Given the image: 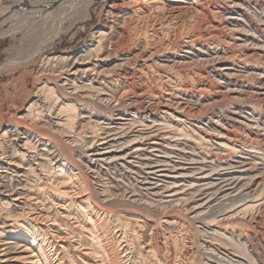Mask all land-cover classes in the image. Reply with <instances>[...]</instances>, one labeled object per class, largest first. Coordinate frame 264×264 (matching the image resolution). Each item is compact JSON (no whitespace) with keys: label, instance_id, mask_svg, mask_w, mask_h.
Masks as SVG:
<instances>
[{"label":"bare ground","instance_id":"bare-ground-1","mask_svg":"<svg viewBox=\"0 0 264 264\" xmlns=\"http://www.w3.org/2000/svg\"><path fill=\"white\" fill-rule=\"evenodd\" d=\"M96 3L105 9L90 42L72 55L45 56L40 73L49 71L52 77L43 75L44 78H38L34 100L27 104L18 119L11 118V126L1 131L0 237L6 228L13 230L24 225L21 231L15 230L11 235L37 248L38 254L32 256L41 257L44 264H152L149 258L157 254V245L148 242L142 248L137 240L138 234L131 228V224L136 222L134 219L139 217L127 216L121 210L113 211L112 207L119 197L126 198L127 195L133 199L139 196L138 200H125L139 206L142 204L145 210L162 207L171 200L164 201L162 197L154 200L153 197L163 195L161 189L170 193L166 195L168 198L176 197L175 202L182 200L183 197L178 196L186 191L185 186L178 187L180 180L162 184L161 189L157 181L151 180V175L170 166V155L174 153L171 147H177L171 142L193 138L198 143H206L214 138L219 149L224 151L219 156L214 154L209 162L212 172H222L216 173V186H221L210 193L206 191L209 183L206 184L207 200L188 209L194 213L192 218H199L202 204L210 206L211 197L215 196L216 200L229 197L230 193H224L227 190H246L244 196L247 199L250 186L259 180L256 174L251 175V167L257 168L253 161L258 159L256 155H264L258 152L264 148L242 144L234 130L236 115L242 110L247 113V120L261 123L264 117L258 107L241 105L228 113L220 110L217 115L232 128L221 127L214 133L203 132V136L197 135L189 125H193L195 109L200 103H212L216 97L222 98L226 93L241 96V88H258L254 93L264 99V61L248 65V60L243 57L241 63L236 62L235 55L237 48L246 49L253 56L264 55V0H226L223 5L207 0H14L2 8L0 25L14 21L11 26L15 32L22 31L27 25L49 23L52 34L47 39L43 38L45 43L62 32L66 33L76 23L89 19L90 9ZM148 6L159 13L165 11L166 18L191 10L193 17L188 23L194 31L189 27L192 31L185 32L183 41L178 44V41L170 39L172 34L179 29L181 33L188 25H177L179 23L176 22L170 26L171 21L167 19L165 24L159 23L152 29L160 39L165 37L161 44L150 51L146 46L140 51L127 46L132 35L130 23L135 16L149 13L152 9L149 10ZM202 20L208 25V28L202 25L205 27L203 31L200 28ZM42 42L31 51V57L43 47ZM196 63L203 69L193 71L191 68ZM190 74L200 75L198 81H194ZM188 76L199 89L189 91L186 88L184 79ZM239 76H251L256 87L239 79ZM146 78L156 81L153 85L156 88H146ZM158 85L162 88L170 86L169 91L163 96ZM213 88L226 89L223 92L218 90L221 95L216 93L204 98L202 91ZM245 102L243 99L242 103ZM4 117L0 114V126ZM154 151L163 153V158L151 159L149 155ZM237 153L244 154L246 160L253 162L249 163L252 164L249 168L245 167L247 169L242 174L228 172L234 164L239 162L243 166L246 161L232 162L231 154ZM260 162L264 166V158ZM179 165L169 167L176 173L173 178L186 177L177 171L183 169ZM112 169L117 173L116 177L109 182L104 181L109 179L105 175ZM130 174L141 178V186ZM130 179L133 184L122 185L123 180ZM194 186L189 183L187 188L200 190ZM241 193H238L240 197ZM57 198L67 202L65 206L62 204L63 212L50 216L38 209L41 204L54 205ZM92 199L103 203L99 205L103 207L93 209ZM233 199L236 198L233 197L231 203ZM246 199L238 205L234 200V208L226 210L227 221L222 230L211 227L213 223H220L212 217L207 225L211 229L207 234L212 239H209L212 242L207 246L208 251L218 254L235 252L245 259H234L233 264H264L257 254L261 249L257 233L264 221V196ZM239 215L249 230L237 228ZM36 219L45 221L47 225L42 229L35 223ZM159 219L165 230L181 227L176 218ZM112 227L114 231L111 234ZM154 228L153 225V231ZM52 230L57 233L53 234ZM171 232L165 234L170 237ZM46 234H50L52 240ZM60 234L76 236L75 244L59 245L58 250L55 240ZM46 250L49 253L46 254Z\"/></svg>","mask_w":264,"mask_h":264},{"label":"rangeland","instance_id":"rangeland-1","mask_svg":"<svg viewBox=\"0 0 264 264\" xmlns=\"http://www.w3.org/2000/svg\"><path fill=\"white\" fill-rule=\"evenodd\" d=\"M207 1H210L212 3L216 2V4H220V5H223L224 3H226V0H207ZM13 2L14 0H0V19L3 13L2 8L12 4ZM104 9L105 7H103V5H101L100 3H96L90 9L89 19H84V22L82 23L81 22L76 23L71 28L72 30L70 29L66 33L62 32L59 34L57 38L48 39L45 41V43L42 42L43 38L46 37L47 39L52 34V25L49 23H39V24L35 23L34 26L27 25L26 28H24L22 31H15V32L12 31V26H11L14 23V21L6 22L0 25V114L5 115L4 123H2L0 126V134H1V131L5 130V128L13 124V122L10 121L11 118L18 119L17 117L24 112L27 104L30 101L34 100L35 84L38 78H44V76L52 77L49 71H44L40 73L41 65H42L41 63L44 57L50 56L53 54H62V55L71 54L72 55L73 52H76L78 49L83 47V45L88 44L90 42V39L92 38V32L95 31L99 27V22L103 18L102 10ZM148 9L150 10L152 8L150 7ZM164 12L165 11H161L159 13V11H154L152 9L149 11V13L142 14L137 17L135 16L132 22L130 23V29L132 31V35H131L130 41L128 42L127 46L133 49L135 48L137 51L138 50L140 51L143 47L146 46L147 47L146 50L150 51L154 46L161 44V41L164 40L165 37H162L160 39V37L157 34H153L152 29L155 28L157 25H159V23L165 24L167 19H169L168 21H171L170 26H174L176 22L179 23L177 25H180L181 23L183 24L185 23L186 25H188V27L185 26V28L182 30L181 33L179 29L178 31H176V33L172 34L173 37H171L170 39H174L178 41L177 42L178 44L181 41H183L185 32L189 33L192 30L194 31L192 26L189 25L188 23V21L190 20V17L191 16L193 17V12L191 10H185V11H181L180 13H177L175 15L176 18L175 16L166 18L165 17L166 15ZM202 25L208 28V25L205 23V20H202L200 24L201 26L200 28L203 31L205 27H203ZM63 26L67 27V24H63ZM189 27H191L192 30ZM41 42L44 43V45L39 50L40 52L39 51L35 52L33 54V57H31L30 56L31 51ZM235 55L237 57L236 59L238 60V61L236 60V62L241 63V60L243 61V58H244L248 60L247 61L248 65L253 64L254 61H255L254 63H257L258 60L264 61V55L253 56L246 49H242V48H237V50H235ZM196 64L194 65L193 68H191L193 71H197L198 69H203L202 68L203 66H201V64L199 63H196ZM152 71H155V69H152ZM189 76L192 77L194 81L197 82L198 77L200 75L196 76V74H190ZM189 76L188 78L184 79L187 85L186 88L189 89V91H194V90L199 89L200 87L196 86L197 83L195 84V82H193V80H191ZM209 79L213 81L214 78L209 77ZM239 79H242L243 81L250 83V84H254V81H255V80L253 81V78L251 76H242V77L239 76ZM187 80L189 83L187 82ZM247 80H249V82ZM146 82H147L145 85L146 88L148 89L156 88L155 86H153L156 81L152 82L146 78ZM254 86L255 84L253 85V87ZM157 88L159 89V92L162 91L161 94L164 96V94L167 93V91H169L170 86L166 85L165 87L162 88V87H159L158 85ZM225 89L226 88H213L212 90H209V91H207L206 89V90H203L201 94L205 98L207 95H213V94L217 95L219 94L218 90L223 92ZM241 89H242L241 96L231 95V94L226 93V95L222 98L216 97L212 103L210 101H203L202 103H200L199 107L195 109L193 125H189L190 128H192L195 131V133L200 136H203V132L204 133H214L215 130H219L221 127L232 128L231 124L228 125L226 121L222 119L221 117H219V115L217 114L222 109L224 110L223 113L226 111H227L226 113H228L229 110H233L234 108H237L241 105H246V107H253V106H255L256 108L258 107L257 110L263 113V117H264V99H261L259 96H257L254 93L255 91L259 89L258 88H241ZM243 99L246 101L245 103H242ZM236 116H237V122H235L234 130L236 131L237 140L241 142L242 144L243 143L249 144V145L252 144L253 146L257 148L259 147L264 148V118L261 123L255 124L254 122L247 120L248 119L247 113L243 110L240 111L239 114H237ZM197 127H200V130ZM171 143L176 144L177 147H174V148L171 147V149H174L173 150L174 153L170 155L171 161H170L169 167H171V165H174V164H180L179 166L183 167V169H179L177 171L183 173L184 175H186V177L173 178L176 173H173L172 172L173 170L169 169V167L167 166L165 167V170L156 172L155 175H151V180L152 182L157 181L160 189L163 186L162 184L169 183L173 180H180L177 183L178 187L185 186L184 191H186L185 194L178 196V197H183L182 200L180 202L178 201L175 202L176 197L168 198L166 195H169L170 193L163 192L162 189L161 190L159 189L161 194L163 193V195L162 196L160 195L159 197H153L154 200L157 201L159 200L160 197H162L164 201L165 200L167 201V199L171 200L170 203L164 202L165 204H162L163 205L162 207L156 206V207H152L150 210H145L142 208V204H140V206L136 205L135 203L131 204V202L129 201H131L133 198L127 195L126 198H120V197L118 198L116 205L114 206V208L112 207L113 211H115V209L118 211L121 210L127 216L133 215L134 217L135 216L139 217V219H134L136 222L133 221L135 223L131 224V228L132 229L134 228V232L138 234L137 240L139 241V243H141V245H143L142 248H144V246H146L148 242H150V244H152L153 246L157 245L156 246L157 254L149 258V260L153 262L152 264H160V263L162 264L163 262H164L163 264H178V263L179 264H220V262L221 264L222 263L223 264H233L234 259L235 260L239 259L242 256H238L237 254H235V252H231V251H230L231 254H228L225 252H221L218 254L217 252L211 253L210 251H208V247L210 246L209 243L211 244L212 239L209 237L211 235L208 236V234L211 233V229H209L207 225H209V222L212 220V217H213L214 219L216 218L217 220H219L218 222L220 223L212 222L213 224L211 225V227L222 230L223 226L225 225V222L227 221L226 214L228 212L226 210H230L234 208L233 207L234 203L236 205L242 203L244 199H246L244 195H246L245 193L247 191L246 190L239 191L240 193L242 192L241 193L242 197L238 195L239 192L235 190L236 188H233L231 190H227L226 192H224V193H227V192L230 193L229 197L231 198L226 196L225 198L216 200L214 198L215 196H213L209 199V200H212V202L210 203V206L209 204L208 205H206L205 203L202 204V208H200L201 213L198 216L199 217L198 219H200V221H197L198 219L192 218L194 216V213L190 212L188 209L198 205L199 203L206 201L207 200L206 194H205L206 191L207 192L210 191V193H212L213 192L212 190H214L215 192V189L221 186V185L216 186V183H218L216 180L218 178V175L216 173H219V172H216L218 170H215L212 172L209 168V162L213 160L212 157L214 154L219 156V155H222V153L224 154V151L219 149V147L216 144V140L214 138L211 139L210 142H206V143H198V140L193 139V138L191 139L182 138L176 142H171ZM208 144H211V145H208ZM263 150L264 149H260L258 152L264 153ZM176 153H180L182 155L179 156ZM231 155L232 156L230 157L232 158L230 160L232 162L246 160L244 158L245 157L244 154L242 153H237L236 154L237 156L234 154H231ZM163 156H164L163 153H160L157 151L151 152V155H149L151 159L163 158ZM256 156L258 157V159L254 160L253 162L257 166V168L254 169L253 167H251V171H252L251 175L256 174V176L259 177L258 178L259 180L254 185L250 186L247 199L264 196V191H263L264 190V184H263L264 183V168H263L264 166L260 162L261 158H264L263 157L264 155L258 154ZM253 162L252 160L247 159L245 163L243 164V166L240 165V163L238 162L234 164L233 165L234 168L230 169L228 172L242 174L243 172L246 171L245 169L249 168L252 165L249 163H253ZM199 168H203V169L199 170ZM112 170H109L108 175H105V178L106 179L109 178V179L104 180V181L109 182L110 179L116 177L115 175L117 173H115V171L114 170L112 171ZM130 177H132V179L134 178L137 179L138 186H141L140 184L141 178L135 176V174L134 175L130 174ZM132 181L133 180L131 179L123 180L122 185L125 186L126 183L127 185H131L133 184ZM189 183L190 184L193 183L195 185L194 187L196 188L200 187V190L195 191L196 190L195 188L192 190L188 189L187 186L189 185ZM206 184L209 187L207 190L204 189L205 187L207 188ZM225 188L226 187H224L223 189ZM142 191L143 193L145 192V190H142ZM151 191L152 189L150 190V192ZM191 193L193 194V199L191 198ZM216 196L219 197L221 195L217 194ZM233 197H235L236 199H233L232 201L234 202L235 200L236 202L231 203V199ZM138 198L139 196H134L135 200H138ZM58 199L59 198H57L53 202L54 205H46V204L42 205L41 204L38 206L39 207L38 209H41L42 213H45V212L48 213L50 216H52L55 213L63 212L64 208L62 207V204H64L63 206H65L67 202L63 203L62 201L64 199L63 200L62 199L58 200ZM125 199H129V201ZM199 199H204V200H199ZM91 201H92L91 203L93 205V209L97 210L103 207L102 206L103 203H98L94 201L93 199ZM138 203L139 202H137V204ZM215 203H218V204H215ZM100 204H102L101 205L102 207L99 206ZM164 205H167V206L165 207ZM217 214H219L221 217ZM142 215L145 216V218ZM160 217H162L163 219L168 218V217L176 218V220L179 222L178 224H181V227L177 225L178 227H175V228L173 227L170 230H165L166 228L163 225V222H161V220L159 219ZM223 217H224V220H220ZM237 218H238L237 219L238 223L236 225L237 228L240 231L241 230L243 231L246 229L249 230L248 227L246 226V223L243 221L242 215L237 216ZM39 220L40 219H36L35 223L37 224V226H41V228L43 229L45 225L47 224L44 223L45 221H42V220L39 221ZM153 225L155 227L154 231L152 230ZM260 225L262 228H259L261 230H259L260 232H258L257 235L259 237L258 242L260 243L259 247H261V249L258 250L257 254H258V257L263 261L264 260V255H263L264 253V250H263L264 249V221L261 222ZM23 226L24 225L22 226L18 225L17 229L14 228L13 230L11 229L8 230L9 228H6L4 235L0 237V249H1L0 254L3 253V255L0 256V261L5 260L4 262H0V264H44L42 259H40L41 257L32 256L33 254L34 255L38 254L37 248L31 246L29 242L25 240L22 241L20 239H14V237L11 235L13 231L15 230L21 231L23 229ZM112 229L110 231L111 234L114 231L113 227ZM53 231L54 230H52L53 234L57 233ZM168 231L173 232V233L172 232L170 233V237L167 234H165V232H168ZM44 233L46 232L44 231ZM46 237L49 240H52L50 234H46ZM76 238H77L76 236L72 237L71 235L66 236V235L60 234V236H58V238L55 240L56 248L59 250L58 248L59 245L64 246V245H68L69 243L75 244L74 241H76ZM209 239L211 240L209 241ZM201 245L204 247H201ZM46 248L47 247H45V249ZM172 251L174 253L176 251L178 254L177 253L173 254ZM203 252L204 254L205 253L206 254L205 255L202 254ZM47 253H49L48 250H46V254ZM51 253H53V251ZM79 255L80 254H78V256ZM175 255L177 256V259L174 258ZM221 257L222 259H220ZM206 258H208V260ZM86 259L87 261H91L89 258H86ZM241 259L243 261L245 260L243 258H240V260ZM246 262L248 261H245V263ZM246 264H249V262Z\"/></svg>","mask_w":264,"mask_h":264}]
</instances>
